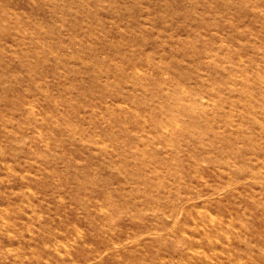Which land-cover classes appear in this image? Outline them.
<instances>
[{"label":"rangeland","instance_id":"374dc122","mask_svg":"<svg viewBox=\"0 0 264 264\" xmlns=\"http://www.w3.org/2000/svg\"><path fill=\"white\" fill-rule=\"evenodd\" d=\"M0 264H264V0H0Z\"/></svg>","mask_w":264,"mask_h":264}]
</instances>
